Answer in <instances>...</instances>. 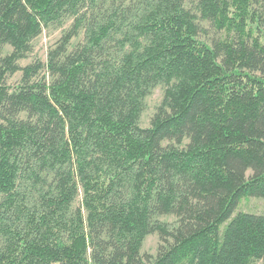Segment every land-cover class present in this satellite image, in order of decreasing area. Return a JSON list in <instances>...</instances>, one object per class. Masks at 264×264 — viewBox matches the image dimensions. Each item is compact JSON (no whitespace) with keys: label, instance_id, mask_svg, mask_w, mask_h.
<instances>
[{"label":"trees","instance_id":"trees-1","mask_svg":"<svg viewBox=\"0 0 264 264\" xmlns=\"http://www.w3.org/2000/svg\"><path fill=\"white\" fill-rule=\"evenodd\" d=\"M245 197L264 198V0H0V264H264Z\"/></svg>","mask_w":264,"mask_h":264},{"label":"rangeland","instance_id":"rangeland-1","mask_svg":"<svg viewBox=\"0 0 264 264\" xmlns=\"http://www.w3.org/2000/svg\"><path fill=\"white\" fill-rule=\"evenodd\" d=\"M72 23V19H66L63 23L59 25H50L43 28V30L33 38L31 43V51L28 53L27 57L19 61V65L23 68L26 65L36 61L37 59L45 62L49 51L55 47L58 40L61 38L64 31H66ZM208 28L206 37L204 39L211 40L216 36V31L206 23ZM82 39V35L72 40V45L77 44ZM13 48L10 45H5L3 48V56H6L12 52ZM22 77V70L17 71L14 74H9L7 77L8 84H17ZM165 87L159 85L155 87L151 94L146 98L145 110L142 113L140 124L143 127H148L151 125V120L161 104L164 97ZM251 171L248 173L250 174ZM81 197L75 203V206L79 205L81 202ZM245 211L250 213L264 214V198L260 197H245L241 200L236 212ZM164 222H174L176 218L172 215L169 216H160L159 218ZM160 244V237L158 233H152L148 235L142 245L141 252L145 255H151L155 257L158 253ZM256 264H263L262 261L257 262Z\"/></svg>","mask_w":264,"mask_h":264}]
</instances>
